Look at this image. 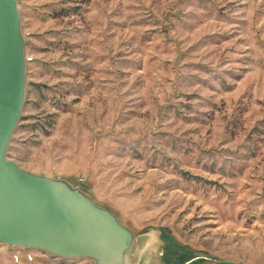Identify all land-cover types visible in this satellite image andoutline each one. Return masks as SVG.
<instances>
[{"label":"rangeland","instance_id":"obj_1","mask_svg":"<svg viewBox=\"0 0 264 264\" xmlns=\"http://www.w3.org/2000/svg\"><path fill=\"white\" fill-rule=\"evenodd\" d=\"M17 1L7 157L153 231L159 264H264V0ZM0 264L94 262L1 246Z\"/></svg>","mask_w":264,"mask_h":264},{"label":"water","instance_id":"obj_2","mask_svg":"<svg viewBox=\"0 0 264 264\" xmlns=\"http://www.w3.org/2000/svg\"><path fill=\"white\" fill-rule=\"evenodd\" d=\"M18 8L17 0H0V247L36 249L94 264L143 261V249L154 242L151 232L136 234L87 192L63 179L28 172L7 157L26 91Z\"/></svg>","mask_w":264,"mask_h":264},{"label":"bare ground","instance_id":"obj_3","mask_svg":"<svg viewBox=\"0 0 264 264\" xmlns=\"http://www.w3.org/2000/svg\"><path fill=\"white\" fill-rule=\"evenodd\" d=\"M150 232H151L150 233V237L153 238L155 236V233L153 231H150ZM154 239H155V237H154ZM156 245H157V242H156V240H154V243L153 244H147L146 245V248L143 249L144 250V252H143L144 259L143 260L146 261L144 263H156L157 264L158 262H160L161 255H159L157 253ZM176 263H178V262H176Z\"/></svg>","mask_w":264,"mask_h":264}]
</instances>
